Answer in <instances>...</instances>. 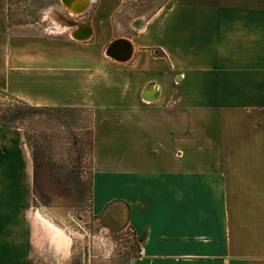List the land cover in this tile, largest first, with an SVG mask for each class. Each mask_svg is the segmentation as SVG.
<instances>
[{"label":"crops","instance_id":"1","mask_svg":"<svg viewBox=\"0 0 264 264\" xmlns=\"http://www.w3.org/2000/svg\"><path fill=\"white\" fill-rule=\"evenodd\" d=\"M89 1L45 26L0 0V89L92 112L93 205L132 226L130 264H264V0ZM34 197L25 133L0 126V264H73Z\"/></svg>","mask_w":264,"mask_h":264},{"label":"rangeland","instance_id":"2","mask_svg":"<svg viewBox=\"0 0 264 264\" xmlns=\"http://www.w3.org/2000/svg\"><path fill=\"white\" fill-rule=\"evenodd\" d=\"M147 2L154 4V0ZM63 4L61 0H10L11 23L41 21L48 26L53 19L63 22L58 19L62 17L74 24L80 13L71 15ZM3 95L0 90V98ZM33 107L14 127L25 133L34 164L37 209L61 213L56 221L69 232L74 244L73 264H130L139 251L132 226L115 227L104 219L105 209H94L92 112L62 106Z\"/></svg>","mask_w":264,"mask_h":264},{"label":"trees","instance_id":"3","mask_svg":"<svg viewBox=\"0 0 264 264\" xmlns=\"http://www.w3.org/2000/svg\"><path fill=\"white\" fill-rule=\"evenodd\" d=\"M3 91V99L0 98V126H17L20 120L34 107L26 101Z\"/></svg>","mask_w":264,"mask_h":264},{"label":"bare ground","instance_id":"4","mask_svg":"<svg viewBox=\"0 0 264 264\" xmlns=\"http://www.w3.org/2000/svg\"><path fill=\"white\" fill-rule=\"evenodd\" d=\"M62 2L68 7L70 6L74 11L76 12H80V11H84L87 6L89 5V0H62ZM72 10V11H73ZM87 34H89L91 32L90 29H88L87 27ZM115 44L114 46L111 48V56L112 57H115V58H119L118 55L115 53V49H119L120 47L122 46H125L126 48H128V53L126 52L122 58L120 59H127L129 58V55L131 53V48H130V45H129V41L125 40V39H115ZM118 51V50H116Z\"/></svg>","mask_w":264,"mask_h":264},{"label":"water","instance_id":"5","mask_svg":"<svg viewBox=\"0 0 264 264\" xmlns=\"http://www.w3.org/2000/svg\"><path fill=\"white\" fill-rule=\"evenodd\" d=\"M138 22H140L139 20H137ZM114 44H115V41H113L111 44H110V46H109V49H108V53L109 54H111L110 52H111V48L114 46ZM153 91V92H152ZM146 92L148 93H153L152 95L153 96H147V94H146ZM155 95H158V90L156 89V87H155V85L153 86L152 84H149L147 87H146V89H145V93H144V96L146 97V98H149V99H152L153 97H155Z\"/></svg>","mask_w":264,"mask_h":264}]
</instances>
